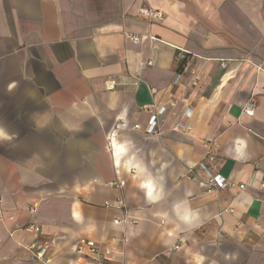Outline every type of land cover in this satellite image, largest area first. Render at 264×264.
<instances>
[{
	"label": "crops",
	"instance_id": "0c3cea01",
	"mask_svg": "<svg viewBox=\"0 0 264 264\" xmlns=\"http://www.w3.org/2000/svg\"><path fill=\"white\" fill-rule=\"evenodd\" d=\"M0 264H264V0H0Z\"/></svg>",
	"mask_w": 264,
	"mask_h": 264
},
{
	"label": "built area",
	"instance_id": "2783aa9c",
	"mask_svg": "<svg viewBox=\"0 0 264 264\" xmlns=\"http://www.w3.org/2000/svg\"><path fill=\"white\" fill-rule=\"evenodd\" d=\"M138 15L140 16H159L157 13L152 14V11L150 8H139L138 9ZM127 38L133 41L134 43L139 42V37L134 35V34H128ZM179 57H181V54H179ZM220 65L222 67L226 66V62L224 60L220 61ZM115 85L114 80H109L105 82V86L108 89H113ZM134 85L137 86V81L134 82ZM255 110V105L252 101H248L245 105L244 108V114L248 116H252L254 114ZM164 112V106L158 107L151 111L150 116L148 118V122L145 127L142 128V126L139 123L134 124L135 129L142 130L145 134L147 135H157L161 133V126H160V115ZM121 125H125V123H122ZM199 167L203 170L204 172V178L201 181V186L203 192L206 193H218L220 190L232 187L234 184L233 182L229 181L226 177H224L220 172L215 164V157L212 154H207L205 157V160L199 163ZM194 168L195 167H190L188 168V171L186 173L187 178H192L194 177ZM121 184H124L122 181L120 182ZM245 186L243 184L239 185L240 189H243ZM106 205H109V202H105ZM30 213H34L35 209L30 208L29 210ZM117 221V220H115ZM135 222V221H134ZM133 222V223H134ZM27 230H31L34 232L38 231V227L35 226L34 224H28ZM34 245H31V248H33ZM30 248V247H29ZM85 248H87V251L89 254L94 255V256H100V248L96 245V243L92 240H89L85 243ZM179 246L175 245V249H178ZM46 249L45 247L39 248L37 247V252H36V257L37 258H42L44 255ZM78 252H82L81 249L78 250Z\"/></svg>",
	"mask_w": 264,
	"mask_h": 264
},
{
	"label": "water",
	"instance_id": "95a60500",
	"mask_svg": "<svg viewBox=\"0 0 264 264\" xmlns=\"http://www.w3.org/2000/svg\"><path fill=\"white\" fill-rule=\"evenodd\" d=\"M137 89L135 91L134 97L136 103L140 106H150L152 104V98L149 91V88L145 85L144 82H139L137 84Z\"/></svg>",
	"mask_w": 264,
	"mask_h": 264
}]
</instances>
